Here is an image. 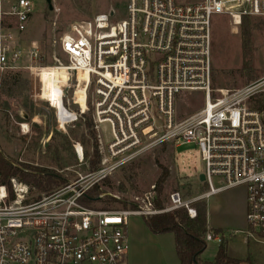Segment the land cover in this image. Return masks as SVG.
<instances>
[{
	"label": "built area",
	"instance_id": "obj_1",
	"mask_svg": "<svg viewBox=\"0 0 264 264\" xmlns=\"http://www.w3.org/2000/svg\"><path fill=\"white\" fill-rule=\"evenodd\" d=\"M35 7V0H0L1 17L11 20L0 27V73L29 70L39 80L43 100L42 73H65L67 79L57 82L60 92L51 95L59 94L69 111L64 121L76 124L91 117L100 161L98 168L37 198L15 178L0 185V264H126L130 216L186 208L195 218V202L241 186L246 188V233L264 239V111L253 106L264 97V77L215 98L212 75L213 15H227L239 26L245 17L264 15V0H128L125 17L112 9L113 14L109 10L71 23L59 38L63 58L54 64L41 63L38 47L17 40ZM185 92H201L203 106L181 119L177 99ZM104 122L111 126L108 143L99 133ZM181 140L199 147L207 191L188 200L173 191L169 206L158 207L153 184L127 208L99 205L107 196L121 201L101 189L108 176L153 146ZM73 151L86 163L82 141ZM214 177L222 184L215 186ZM95 186L99 198L87 204ZM223 237L208 232L205 239L221 242Z\"/></svg>",
	"mask_w": 264,
	"mask_h": 264
},
{
	"label": "rangeland",
	"instance_id": "obj_2",
	"mask_svg": "<svg viewBox=\"0 0 264 264\" xmlns=\"http://www.w3.org/2000/svg\"><path fill=\"white\" fill-rule=\"evenodd\" d=\"M52 4L53 9H50L47 0H35V12L28 28L17 37L22 46L38 47L41 63L44 64H54L57 58H63L59 38L71 23L89 20L111 9L116 10L118 17H125L128 0H52ZM4 9H7V5ZM10 24L11 20L0 15V27ZM242 24L234 25L229 16L224 14H214L212 17L215 98L222 96L221 91H231L264 77V15L248 17L247 24ZM244 32L248 37L247 47L244 44ZM60 78L65 81L66 74L54 69L42 73L43 100L38 96L39 80L29 70L14 68L0 73V153L19 169L15 176L10 177V183L12 178L25 182L21 172H30L35 168L53 171L71 181L99 166V162L94 168L90 163L94 139L85 126V120L81 118L76 124L64 121V115L69 111L62 104L59 94H56L57 97L51 95L57 90L60 92V85L57 84ZM77 97L84 101L83 94L78 93ZM50 100L51 104L48 102ZM202 106L201 92L182 93L177 99L178 116L187 118L197 113ZM88 113L92 115L93 111ZM24 114L28 117L25 118ZM56 114L62 125H59ZM99 133L105 143L112 139L111 126L107 122L99 125ZM77 141L87 144L86 163L78 162L75 157L73 144ZM205 171V161L198 146L184 143L183 140L165 142L149 148L141 157L108 176L107 181L101 184V189L119 196L121 201L112 200L111 196L105 197L104 201H111L109 207L120 208L136 197L145 196L153 184L158 187L159 177L167 173L160 197L164 207H168V197L173 191H180L186 200L207 191L206 183L199 180ZM213 183L215 186L221 185L222 180L214 177ZM44 193L35 188L30 189L31 198ZM245 201L246 188L241 186L195 203L207 202L208 222L212 229L221 230L229 256L240 260L252 256L258 264H264V243L253 239L250 243L245 242L248 236L245 230L249 229L245 219L246 209L243 213ZM229 204L238 208L231 211L233 208ZM99 205L106 207L107 204L102 202ZM127 235L129 254L126 264H180L174 234L154 233L146 224L144 216L129 217ZM220 244L215 239L207 240L201 260L214 261ZM251 263L254 264L252 260Z\"/></svg>",
	"mask_w": 264,
	"mask_h": 264
},
{
	"label": "trees",
	"instance_id": "obj_3",
	"mask_svg": "<svg viewBox=\"0 0 264 264\" xmlns=\"http://www.w3.org/2000/svg\"><path fill=\"white\" fill-rule=\"evenodd\" d=\"M248 17L243 19V24L246 25ZM244 44L247 47L248 37L244 32ZM254 108L264 111V97L260 96L254 103ZM85 126L89 129L91 138L94 139L93 154L90 159L92 167H96L100 161V154L98 151L97 133L94 128L91 117L85 119ZM19 169L14 167L9 161H7L0 153V173H2L3 184H10V177L15 176ZM167 177V173H162L158 180V197L155 201L158 207H163V200L161 199L162 183ZM21 178L27 182L31 188H35L38 191L49 192L54 188L61 186L68 182L58 173L49 171L47 169L35 168L30 172H21ZM107 181V178L105 179ZM100 189L99 186L92 188L88 194L90 200L87 204H90L91 200L99 198ZM112 200H115L111 198ZM107 205L104 208H109L110 200L104 201ZM124 208H127L129 204H122ZM197 208V216L191 218L188 215L186 208L176 209L174 211L156 214L150 217H145L146 224L156 234L172 232L175 236V246L180 264H252L250 258L247 259H234L229 256L227 250V242L223 237L219 246L217 255L214 261L203 262L201 255L207 248V241L205 239L208 232L214 234L220 233V229L208 228V207L207 202H199L194 204ZM133 207V204H131Z\"/></svg>",
	"mask_w": 264,
	"mask_h": 264
},
{
	"label": "crops",
	"instance_id": "obj_4",
	"mask_svg": "<svg viewBox=\"0 0 264 264\" xmlns=\"http://www.w3.org/2000/svg\"><path fill=\"white\" fill-rule=\"evenodd\" d=\"M96 130V129H95ZM96 133H97V131H96ZM85 145H86V147H87V144L86 143H84ZM88 150V149H87ZM224 192V191H223ZM223 192H220V193H217V194H214L213 196H216V195H219V194H221V193H223ZM244 205H245V207L243 206V213L245 212V209L247 210V204H246V201L243 203ZM229 205H231L232 206V208L233 209H231V211H234V208H238V207H236L234 204H229ZM227 207H228V209H230L229 208V206L227 205ZM208 217V216H207ZM245 219H246V217H245ZM247 220V219H246ZM208 228L209 229H212L213 227H211L210 226V224H209V222H208ZM241 232H244V231H241ZM245 232H246V230H245ZM245 242H247V243H250V241L253 239V241H255V242H260V243H264V239H261V238H258V237H250V236H247V237H245ZM128 254H129V247H128ZM202 256V255H201ZM230 257H232V258H235V257H233V256H231L230 255ZM249 258H251V260L253 261V263L254 264H258V261L255 259V258H253L252 256H249ZM235 259H237V258H235Z\"/></svg>",
	"mask_w": 264,
	"mask_h": 264
},
{
	"label": "water",
	"instance_id": "obj_5",
	"mask_svg": "<svg viewBox=\"0 0 264 264\" xmlns=\"http://www.w3.org/2000/svg\"><path fill=\"white\" fill-rule=\"evenodd\" d=\"M47 2H48V4H49L50 9H53L52 0H47ZM111 14H113V10H112V9H111ZM24 117L27 118L28 115H27V114H24ZM205 179H206L205 174H204V173H201V175H200V181H201V182H204Z\"/></svg>",
	"mask_w": 264,
	"mask_h": 264
}]
</instances>
